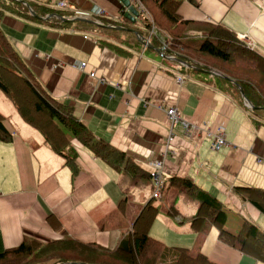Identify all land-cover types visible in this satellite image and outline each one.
<instances>
[{
  "label": "crops",
  "instance_id": "crops-1",
  "mask_svg": "<svg viewBox=\"0 0 264 264\" xmlns=\"http://www.w3.org/2000/svg\"><path fill=\"white\" fill-rule=\"evenodd\" d=\"M59 1L41 2L59 8ZM64 1L74 7L59 8L72 14L66 16L76 21L70 26L10 13L1 28L25 72L52 98L73 106L97 138L125 152L139 173L117 171L73 139L79 165L73 174L0 90V113L12 134L11 140H0V253L26 239L47 244L71 238L114 250L128 239L152 199L155 186L144 175L152 174L160 160L164 180L189 178L217 197L227 211V224L230 211L264 230V214L236 192L239 187L264 190V122L256 124L246 99L225 93V74L179 63L155 47L144 50L143 20H125L119 0ZM179 14L222 24L264 56V0H184ZM192 32L196 38L203 35ZM75 61L86 62V68L78 70ZM173 106L194 125L190 135L176 131L169 139L167 109ZM220 125L229 145L216 151L206 131ZM165 193L155 198L162 205L157 203L152 237L200 251L218 264H264L222 243L215 227L206 234L194 232L184 220L197 212L198 201L191 203L175 187ZM173 204L180 212L176 216L169 212ZM69 262L85 264L72 259L60 264Z\"/></svg>",
  "mask_w": 264,
  "mask_h": 264
},
{
  "label": "trees",
  "instance_id": "trees-1",
  "mask_svg": "<svg viewBox=\"0 0 264 264\" xmlns=\"http://www.w3.org/2000/svg\"><path fill=\"white\" fill-rule=\"evenodd\" d=\"M0 0V90L10 99L21 118L37 129L50 149L63 158L73 174L79 170L77 151L72 144L78 139L96 158L101 159L117 171L139 173V168L125 152L109 142L97 138L75 115L73 106L52 98L40 84L23 69L22 60L1 28L6 14H17L36 22H47L57 26H70L76 21H62L59 16H72L49 2L38 0ZM151 13L154 25L167 43L165 56L171 55L182 64L191 67L212 68L232 79L221 78L227 95L242 101L243 94L255 106L252 114L256 124L264 122V56L254 47L240 39L230 28L215 23L186 20L179 14L184 0H141ZM32 9L36 16L30 12ZM123 18L126 19L124 16ZM145 26L140 34L149 35L152 23L142 19ZM203 31L196 38L192 31ZM150 44L161 49L162 41L153 37ZM0 113V140L9 141L12 134L4 124ZM147 182L154 188L152 174L145 173ZM175 187L178 194L195 197L199 203L197 212L188 221L191 229L206 234L212 227L218 230V239L255 260L264 263V230L245 219L238 233L226 229L227 211L223 203L209 192L199 190L189 179L172 176L164 180L162 193ZM243 199L250 201L264 214V190L236 188ZM125 207L124 204L121 205ZM170 214L180 212L173 204ZM155 197L145 205L134 223L128 239L114 250L93 243H82L71 238L43 244L26 239L17 248L0 253V264H60L70 259L85 264H218L207 255L192 248L168 246L154 238L150 229L158 216Z\"/></svg>",
  "mask_w": 264,
  "mask_h": 264
},
{
  "label": "built area",
  "instance_id": "built-area-1",
  "mask_svg": "<svg viewBox=\"0 0 264 264\" xmlns=\"http://www.w3.org/2000/svg\"><path fill=\"white\" fill-rule=\"evenodd\" d=\"M39 1H46V0H39ZM132 3H134L140 13V16L147 20L148 22L152 23V27L149 31V35L144 38L143 42V49L145 50L148 48L151 39L153 37H157L160 40H162V47L160 49V54L164 56L166 49H167V43L162 39L161 34L157 30V28L154 25V20L153 17L151 16L150 12L146 8V6L142 3L141 0H131ZM57 7L59 8H65V9H73L74 7L72 5H69L66 1L61 0L57 3ZM244 39L247 38V36H243ZM86 62L84 61H75L74 66L80 70L83 71L86 68ZM91 76H95L94 72H91ZM176 80L179 83L183 82L182 76L178 75L176 76ZM167 116H168V124H169V139L175 135L176 131H181L185 135H190L191 131L195 128L192 123H190L188 120H186L180 110L176 107H170L167 109ZM207 134H209L212 137V143H211V148L213 150H220L226 146L229 145L228 140L226 139V132H225V127L223 125H220L216 127L214 131H206ZM169 148H167L168 150ZM167 154V152L165 153ZM163 165L162 161H156L153 167V172H152V178L154 182V192H153V197L159 198L161 196V191L162 187L164 184V177H163Z\"/></svg>",
  "mask_w": 264,
  "mask_h": 264
},
{
  "label": "water",
  "instance_id": "water-1",
  "mask_svg": "<svg viewBox=\"0 0 264 264\" xmlns=\"http://www.w3.org/2000/svg\"><path fill=\"white\" fill-rule=\"evenodd\" d=\"M19 1H22L24 2L27 6H29L28 2H26L25 0H19ZM122 4V8L124 7V12H123V16L132 21L133 23H135L137 21L138 18H140V13L138 11V9L136 8V6L132 3L131 0H119ZM30 12L33 16H36V13L30 9ZM60 19H62L63 21H71L70 19L64 17V16H59ZM122 28V27H121ZM123 29V28H122ZM125 29V28H124ZM141 36V35H140ZM141 39H142V42H143V38L141 36ZM149 47H153L151 44H149ZM196 69L200 70V71H204V72H209V73H213L215 71L213 70H207V69H204L202 67H195ZM216 74V72H215ZM224 78L226 79H229L230 81H232L231 78H229L228 76L226 75H222ZM240 91L242 92L243 94V98L247 100L249 106L252 108V109H255V106L252 105V103L245 97L242 89L240 88ZM73 262H69V263H63V264H72Z\"/></svg>",
  "mask_w": 264,
  "mask_h": 264
},
{
  "label": "rangeland",
  "instance_id": "rangeland-1",
  "mask_svg": "<svg viewBox=\"0 0 264 264\" xmlns=\"http://www.w3.org/2000/svg\"><path fill=\"white\" fill-rule=\"evenodd\" d=\"M163 195H166V193L163 194ZM185 198H188L191 203H193V202H196L197 203L195 197L189 196V197H185ZM157 203H159L160 205H162V201H160V200H159V202L157 200ZM231 213L232 212L229 211V213H228V215H229V222H228V224L226 223V226L225 227L230 232L238 233L239 230L242 227V224H243V221H242V217L243 216L240 215V214H238V213L235 214V215H231Z\"/></svg>",
  "mask_w": 264,
  "mask_h": 264
}]
</instances>
